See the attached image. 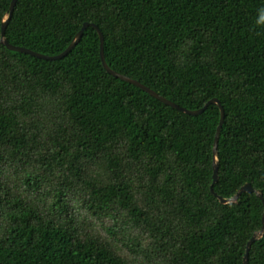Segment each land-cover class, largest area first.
<instances>
[{"label": "trees", "instance_id": "obj_1", "mask_svg": "<svg viewBox=\"0 0 264 264\" xmlns=\"http://www.w3.org/2000/svg\"><path fill=\"white\" fill-rule=\"evenodd\" d=\"M11 0H0L1 21ZM264 0H18L12 45L58 55L85 22L108 66L225 111L214 192L264 195ZM216 105L110 75L88 27L64 58L0 42V264H243L262 201L211 193ZM249 264H264V238Z\"/></svg>", "mask_w": 264, "mask_h": 264}, {"label": "water", "instance_id": "obj_2", "mask_svg": "<svg viewBox=\"0 0 264 264\" xmlns=\"http://www.w3.org/2000/svg\"><path fill=\"white\" fill-rule=\"evenodd\" d=\"M18 0H11L10 6L8 8V11L5 13L2 21H1V35H0V42L6 46L7 49H9L10 51H15V52H20V53H24V54H28L31 55L35 58L38 59H43V60H48V61H52V60H59L62 59L64 57H66L75 47L76 45L80 42V40L82 39L85 30L88 27H93L97 33H98V37L100 40V58H101V62L102 65L104 67V69L113 77L118 78L124 82H127L133 86H136L137 88L143 90L144 92H146L147 94H149L150 96H152L153 98L157 99L158 101H160L161 103L175 109L178 110L186 115L189 116H198L200 114H202L206 108L209 105H216L219 108L220 111V120H219V125L217 127L216 130V134H215V138H214V145H213V183L211 185V193L217 197V199L219 200V202L223 205H228V204H234V203H238L239 198L241 197L242 194L244 193H249V194H255L263 203L264 206V195L260 190H256L252 187L251 184L246 183L245 185H243L238 192L231 198H223L218 196L213 189L214 184L217 183L218 179H219V175H218V170H219V154H218V145H219V139H220V134H221V129L223 127V123L225 120V111L224 108L222 107L220 101L217 98H212L209 102H207L202 108L200 109H196V110H191V109H187L184 108L168 99H166L165 97L159 95L157 92H155L154 90L150 89L149 87L145 86L144 84L140 83L139 81L129 78L123 74H120L114 70H112L106 60H105V56H104V36L103 33L101 32V30L99 29V27L94 24V23H89V22H85L81 29L77 32V34L74 36L73 40L71 41V43L68 45V47L61 52L58 55H45V54H41L38 52H35L31 49H27L21 46H16V45H12L11 43H9V41L5 38V32L7 29V26L9 24V21L12 18L15 6L17 4ZM264 238V211L262 214V218H261V228L254 232V234L252 235L251 239L248 241L247 245H246V249H245V254L243 257V264H249V252L251 249V246L253 243H255L256 241H260L261 239Z\"/></svg>", "mask_w": 264, "mask_h": 264}, {"label": "clouds", "instance_id": "obj_3", "mask_svg": "<svg viewBox=\"0 0 264 264\" xmlns=\"http://www.w3.org/2000/svg\"><path fill=\"white\" fill-rule=\"evenodd\" d=\"M260 13H261V20H264V9H261Z\"/></svg>", "mask_w": 264, "mask_h": 264}]
</instances>
